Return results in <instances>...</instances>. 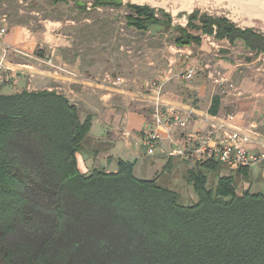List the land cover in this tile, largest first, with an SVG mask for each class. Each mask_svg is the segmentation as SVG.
I'll return each mask as SVG.
<instances>
[{"label": "trees", "instance_id": "1", "mask_svg": "<svg viewBox=\"0 0 264 264\" xmlns=\"http://www.w3.org/2000/svg\"><path fill=\"white\" fill-rule=\"evenodd\" d=\"M50 1L79 14L125 9L128 28L169 32L177 48L202 46L205 36L264 56V32L226 17L196 10L183 27L165 10L123 0ZM91 127L55 90L0 95V264H264V194L237 191L246 168L209 189L205 172L220 162L198 163L186 181L199 200L184 206L158 179L137 178V161L81 173Z\"/></svg>", "mask_w": 264, "mask_h": 264}, {"label": "crops", "instance_id": "2", "mask_svg": "<svg viewBox=\"0 0 264 264\" xmlns=\"http://www.w3.org/2000/svg\"><path fill=\"white\" fill-rule=\"evenodd\" d=\"M49 30L35 32L19 25L9 27L3 42L18 49L19 52L10 53L5 59V65L15 75V79L10 84L2 83L0 80V95L55 90L78 108L82 123L91 117L92 127L89 136L77 154L78 167L83 174H89L95 169L116 173L118 160L137 161L135 170L143 169L149 173L169 164L171 167L169 171L173 169L176 172L182 166H187L188 171L193 170L202 162L188 161L172 157L170 154L176 148L198 147V144L191 147L187 143V137L191 133L207 129V121L235 115V124L240 129H245L254 121L260 128L264 125V78H261L260 74L254 77L250 71L242 76L238 72H229L228 75L234 76L238 81L237 87L242 96L232 95L234 98L232 96L226 98L219 96L217 87L208 88L204 81L193 82L196 74L191 81L186 80L182 74L190 68L187 66L185 71L174 76L188 83L182 84L179 80L167 83L163 101L166 105L176 108L182 115L192 111L198 119L193 120L184 130L169 131L165 126L156 127L150 109L149 85L153 79L141 76L129 79L115 74L124 79V85L114 87L103 84L102 78L106 72L99 71L101 67H105L99 58L92 54L70 51L72 48L70 41ZM175 48L181 55L171 59L170 64L173 63L177 68L174 64L179 63L182 54L188 52L190 48L176 46ZM2 50L1 45L0 60ZM62 50H69L70 54L64 57ZM37 51H41L40 56L37 55ZM47 59H51L56 65H64L68 73L55 75L53 70L44 66L46 64L43 61ZM2 71L0 70V75ZM159 79H163V76ZM150 130L157 131L161 138L153 153H149L143 146L144 133ZM216 137L211 141L212 146L218 144L221 134ZM262 140L264 141V134ZM249 149L252 152L257 151L254 146H250ZM220 166H224L228 171L227 174L219 172L216 180L219 177L230 176L233 172L225 163L220 162ZM237 175L247 181L250 180L254 186L264 185V163L248 167L245 172Z\"/></svg>", "mask_w": 264, "mask_h": 264}, {"label": "rangeland", "instance_id": "3", "mask_svg": "<svg viewBox=\"0 0 264 264\" xmlns=\"http://www.w3.org/2000/svg\"><path fill=\"white\" fill-rule=\"evenodd\" d=\"M85 1L90 6V0ZM123 2L165 10L172 16L173 25L185 27L187 24L185 15L198 10L211 16L226 17L241 28H253L264 32V0H123ZM127 15L128 11L125 9H98L79 14L73 4L53 5L50 0H0V30L6 29L7 34L9 27L15 25L27 27L35 32L51 29L53 34L70 41L72 44L70 51L97 56L103 63L102 66H105L99 70L106 72L103 80L107 76L117 77L115 74L129 79L141 76L153 81L163 76L167 83L179 80L185 84L188 82L174 75L178 76L189 66L196 70L193 82L204 81L208 88L217 87L221 91L218 90L219 96L227 98L232 95L242 96L237 87L238 81L234 76L228 75L229 72H238L242 76L250 71L251 76L260 74L261 78H264V56L255 58L251 54H246L240 47L230 49L227 43L215 42L205 36L202 46H193L188 52L183 53L180 62L174 64L177 67L175 68L170 61L181 54L176 51L171 34L155 29L147 33L130 29L127 27ZM222 49H230L231 54L223 56L220 53ZM62 51L64 57L70 54L69 50ZM40 52L37 51V55ZM246 58H251L252 62H247ZM44 66L51 69L47 64ZM173 68L175 70L171 71ZM213 75L218 79L223 77L227 82L219 86ZM163 168L164 166L150 173L138 169L135 170V176L142 180L156 178L161 185L170 186L169 189L180 196V204L184 206L196 204L199 198L186 181L188 167L182 166L176 172L173 169L162 172ZM227 171L224 166H220L218 172L227 174ZM218 172H205L209 189L215 187ZM245 180L236 175L239 194L247 188H251L255 193L261 191L264 194V185L254 186L250 180H246L247 183Z\"/></svg>", "mask_w": 264, "mask_h": 264}, {"label": "built area", "instance_id": "4", "mask_svg": "<svg viewBox=\"0 0 264 264\" xmlns=\"http://www.w3.org/2000/svg\"><path fill=\"white\" fill-rule=\"evenodd\" d=\"M5 35L6 29H1L0 46H3V55L0 60V70L3 71L0 75V80L2 83L10 84L15 79V75L6 67L5 59L10 53L19 52V50L4 44L3 38ZM43 62L51 67V70L57 76L68 73L64 65H56L51 59ZM195 74L196 70L189 68L182 76L186 80L191 81ZM226 80L223 77L219 79L215 78V82L219 86L227 82ZM167 82V79H158L152 81L149 85L151 96L150 109L153 123L156 127L165 126L169 131L173 129H187L188 125L193 120H197L198 117L192 111L182 115L176 108L165 104L163 94ZM102 83L117 87L122 86L125 82L122 77L112 78L107 76ZM230 87L232 88V85ZM235 122V115H227L215 121H207V129L191 133L187 137V143L191 147L195 144H198V147L176 148L170 155L172 157L202 163L215 160L227 164L231 169H238L240 167L248 168L264 163V141L262 140L264 125L260 128L258 123L254 121L245 129H240L236 126ZM220 134V141H217L218 144L212 146V139L217 138L216 136ZM160 140L161 138L157 131H146L144 133L143 146L149 153H153ZM250 146L256 147L257 151L252 152L249 149Z\"/></svg>", "mask_w": 264, "mask_h": 264}]
</instances>
